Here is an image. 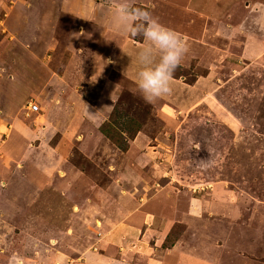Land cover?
Wrapping results in <instances>:
<instances>
[{
	"label": "rangeland",
	"instance_id": "1",
	"mask_svg": "<svg viewBox=\"0 0 264 264\" xmlns=\"http://www.w3.org/2000/svg\"><path fill=\"white\" fill-rule=\"evenodd\" d=\"M171 1L131 3L161 21L178 15L179 0ZM221 1L215 13L192 0L204 19L192 18L181 36L196 54L186 53L192 59L176 70L183 74L171 92L147 103L138 69H112L128 42L143 40L112 26L118 0H0V264H32L24 248L39 227L45 248H83L86 264H231L216 248H250L247 231L264 245V54L252 63L243 56L248 35L264 37V1ZM77 2L87 10H73ZM235 3L247 9L237 16ZM76 63L79 87L61 97L51 77ZM186 85H196L190 95ZM101 94L111 106L98 107ZM57 98L71 107L58 108ZM75 168L88 190L62 183ZM30 173L36 186L24 196ZM108 225L124 234L106 245ZM66 228L72 240L62 239ZM252 261L264 264V255Z\"/></svg>",
	"mask_w": 264,
	"mask_h": 264
},
{
	"label": "crops",
	"instance_id": "2",
	"mask_svg": "<svg viewBox=\"0 0 264 264\" xmlns=\"http://www.w3.org/2000/svg\"><path fill=\"white\" fill-rule=\"evenodd\" d=\"M205 1L207 2L206 3L208 6L207 8L212 9V11L215 13H217L216 11H218L219 7H221V3H223L221 0H215L214 2L212 0H205ZM159 2H162V1H159ZM171 3H173V5H174L175 4L174 0L171 1ZM252 3H253V1L251 0L250 4L253 7L254 5ZM191 4H192V0H186V1L179 0V2L175 4L177 6V8L175 7V9L178 11L177 12L178 15L169 14V16L162 17L160 22L162 24H164L165 26L175 30L180 35H181L182 31H185V33H186V30L189 28L188 22L190 23V22H192V20L195 21V19H204L203 17H201L202 16L201 14L200 15L195 14V12H198V9H197V11L194 10L195 8ZM165 5H166V3H165ZM165 5L162 6L163 7L162 10H164V9L168 10V9L173 7L172 4H171L172 7L169 6L168 4H167V6H165ZM234 6H235V10H236L235 13L237 16L239 15L238 13L240 11L243 12V9H247V7H245V8L242 7L243 3H242V5L235 3ZM73 7H75V8H72V9L75 11H77V9H79L80 12L82 10H87L86 7L79 5L78 2H77V4L74 3ZM252 7H250V8H252ZM164 14H166V13H164ZM171 16H172V18H170ZM235 17L236 16L234 14V20L236 19ZM178 18H180V19L183 18V20H185V24H184L185 27L183 26L184 30L180 29L181 30L180 31V30H176L178 28L174 29L175 27H172V25H171L172 21L175 19H178ZM192 18H195V19H192ZM109 21H111V17L109 18ZM232 21L233 20H231V19L228 20L229 23H231ZM260 21H263V19H261ZM233 22L237 23L238 21H233ZM261 29L264 30V27ZM68 35L71 37H74L75 39L79 37V34H75V35L72 34L71 35L70 33H68ZM182 37L184 38L185 36H182ZM184 39L186 40V38H184ZM260 39L261 40H259V37L256 36L255 34H251V35L247 36V40H246L247 43L246 44H247L248 48L246 50L244 49L245 53H243L244 54L243 56L248 57L249 58L248 60H251V61H249V63L256 62L255 60L258 59L259 57L262 58V56L264 54V41H263L264 37L263 38L260 37ZM189 40L190 39L187 38V41H189ZM4 41L7 42V40H4ZM136 43H138V44H136ZM144 44H145L144 40H142V42H138V41L132 42L131 45L128 42L126 44V46L124 47L123 53L118 54V57L116 58L117 60L114 62V65L112 66L113 71L114 72L118 71V74H123L125 71H128L130 73L131 71L135 72L136 69L140 70V65L137 62V52L140 48H142L144 46ZM236 44H237V42H236ZM226 45H227V43H224V46H226ZM1 47H2V43H0V51H1ZM133 47H134V49H133ZM8 48L10 50H14L15 52H19V50L21 49V51H22V49L24 47L17 48V47L8 45ZM124 52H126V54ZM187 52H188V55H190V52H193L196 54L195 49H193L191 47H188ZM126 56H128V59H126ZM243 56H242V58H243ZM45 58H46V54H45ZM191 59H192V57H190V56L189 57L184 56V59L182 60L181 65H183V63H185L186 61L191 60ZM236 60H238V59H234L232 64L236 65V62L237 63L239 62V64H243L242 61H236ZM60 67H61L60 68L61 73L60 74L57 73L58 75H55L54 78L51 77L50 81H53L54 83L49 84V85L53 86V91L62 92L63 93L62 95L58 94L59 96L62 97L65 94L64 92H67V93L73 92L75 90V88L79 87L76 85L80 82L81 74H79V73L81 72V70L77 71V69H76L77 63L73 66L72 69H69L68 67L66 69V67L62 66V64H60ZM26 76H28V75H26ZM136 76H137V74H134V77H136ZM75 78H76V80H74ZM23 79H25V76H23ZM44 83L46 84V81ZM173 84H174V82H171V88H173ZM42 86H43V84H42ZM195 86L196 85H194V86L186 85V88H184L185 95H190L192 93V91L195 89L194 88ZM64 88H67V90H64ZM0 90H1V88H0ZM104 91H108V90L105 89ZM104 91L102 90V92H104ZM109 95H111V93ZM66 99L68 100V98H66ZM8 101H9V99L7 98L6 102H8ZM69 101H71V100H69ZM104 101H106V106L103 105ZM63 102L64 101L61 100L60 98H57L55 100L56 106H58V108L65 109V108L71 107V102H69V104H70L69 107H63ZM67 102L68 101H66L64 103H67ZM109 104H110V101L108 100V102H107V98L104 99V95L101 94L100 97L98 98V107L99 108H102V106L109 107ZM110 106H111V104H110ZM100 112H101V109H100ZM66 113L68 114L69 112L66 111ZM75 169L76 170L72 171L68 176L71 178L68 179V177H67L62 183L64 185H66L65 187H68V188L73 187L75 190L77 189L78 186L81 187V190H84V189L88 190V187L90 186L89 181L83 180L84 181V182L82 181L83 183L82 182L79 183L77 181L76 182L74 181L76 174H78L77 171H79L78 168H75ZM59 173L61 175L64 174V172L62 170ZM33 175L34 174L30 173L29 178L24 183V186H27V188H26L27 190L24 191V196L28 195V194H26V192L28 193L29 189H33L36 186L35 181L33 180ZM57 187H59V186H57ZM67 212H69V211L68 210L64 211L65 219H67V216H66ZM107 221H109V220H107ZM243 227H245V226H243ZM238 228H239V226L235 227V229H237L236 231H239ZM246 229H248V228H246ZM33 230L30 228L28 234L30 236L33 235V237H34L33 242L34 243H33V245L30 244L31 248H24V251H26V253H29L31 256H30V259L26 258V259H24V261H32L31 262L32 264H86L87 263V258L85 259V257H87L88 253L86 251H83L84 250L83 248H80L78 250L76 248H72L71 246H70L71 248H54L55 243L53 245H51V248H45V242H46L47 238L49 237V235L47 234L45 236L44 234H46V231L44 232V230L41 229L40 227H39V229H37V231H36V229H35V231H33ZM69 230H70L69 228H66L65 234L62 233L63 234L62 239L72 240V239L68 238L70 236ZM51 231L52 230L50 229V232ZM107 231L108 232L106 233V237H104V239H103V241H104V243H106V245H107L108 240H109V239L107 240V238L115 239L112 236L117 234V233H118V235L116 237L118 238V236H119V238H121L124 234V231L122 232V229L119 227V225H115L113 228L108 225ZM36 233H39V234H36ZM245 233H246V241L245 242L247 243L248 246H250V248H239L240 245H238V244H236L237 246H233V248H223L221 246L220 248H216L215 253H217L221 256H223L227 253H230V255L232 257V258H230L231 264H253L252 257H253V255H255V253H257V255H259V254L264 255V245L260 248L259 245L262 243L261 238H260V241H259V239L257 240L258 245H256L254 243V241H251V239L254 237V235L252 234V231H247ZM220 234H223L224 236H226V234L222 233V230H219V231L217 230V236L219 238L218 241L221 242L223 240L220 238V237H222V236H220ZM42 237H43V239H42ZM231 237H233V235H231ZM36 238L41 240V242H42L41 248H36L37 247L36 243H35ZM42 240H44V241H42ZM54 241H55V239H54ZM83 242L86 243L87 241L85 240ZM123 242L124 241H121V239H120L118 243H123ZM76 247H78V246H76ZM72 254H74V255H72ZM81 256H84V261L78 262L79 259L75 260L76 258H80V260H82ZM68 258H70V259L68 260ZM92 259L97 260V257H92ZM215 263H218V261H216ZM6 264H14V262L9 261ZM226 264H230V263H226Z\"/></svg>",
	"mask_w": 264,
	"mask_h": 264
},
{
	"label": "clouds",
	"instance_id": "3",
	"mask_svg": "<svg viewBox=\"0 0 264 264\" xmlns=\"http://www.w3.org/2000/svg\"><path fill=\"white\" fill-rule=\"evenodd\" d=\"M111 24L121 35L141 36L145 41L137 52L138 87L145 102L153 103L169 94L174 72L188 51L186 40L146 8L134 6L131 0H118ZM86 112L96 113L89 112L87 106Z\"/></svg>",
	"mask_w": 264,
	"mask_h": 264
},
{
	"label": "trees",
	"instance_id": "4",
	"mask_svg": "<svg viewBox=\"0 0 264 264\" xmlns=\"http://www.w3.org/2000/svg\"><path fill=\"white\" fill-rule=\"evenodd\" d=\"M179 68V66L177 67V71H183V69L180 67V69H178ZM176 70H175V72H174V74H176V75H182L183 74V72H176ZM189 82L190 83H192V82H194L193 80H189ZM116 108L117 107H114V113H117L118 112V110H116ZM102 132V134H104L105 136H107L108 138L110 137V138H112V136L109 134V131L107 132V133H105L106 131L105 130H102L101 131Z\"/></svg>",
	"mask_w": 264,
	"mask_h": 264
},
{
	"label": "built area",
	"instance_id": "5",
	"mask_svg": "<svg viewBox=\"0 0 264 264\" xmlns=\"http://www.w3.org/2000/svg\"><path fill=\"white\" fill-rule=\"evenodd\" d=\"M37 110H38V106H36V105H33V106L30 107V111L31 112H35Z\"/></svg>",
	"mask_w": 264,
	"mask_h": 264
}]
</instances>
